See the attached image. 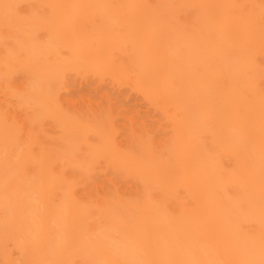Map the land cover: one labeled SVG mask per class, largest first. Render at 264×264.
<instances>
[{
  "label": "bare ground",
  "instance_id": "bare-ground-1",
  "mask_svg": "<svg viewBox=\"0 0 264 264\" xmlns=\"http://www.w3.org/2000/svg\"><path fill=\"white\" fill-rule=\"evenodd\" d=\"M0 264H264V0H0Z\"/></svg>",
  "mask_w": 264,
  "mask_h": 264
}]
</instances>
